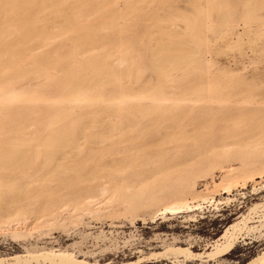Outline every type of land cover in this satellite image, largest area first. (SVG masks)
<instances>
[{"label":"rangeland","instance_id":"obj_1","mask_svg":"<svg viewBox=\"0 0 264 264\" xmlns=\"http://www.w3.org/2000/svg\"><path fill=\"white\" fill-rule=\"evenodd\" d=\"M0 151V264H248L264 0H0Z\"/></svg>","mask_w":264,"mask_h":264},{"label":"bare ground","instance_id":"obj_2","mask_svg":"<svg viewBox=\"0 0 264 264\" xmlns=\"http://www.w3.org/2000/svg\"><path fill=\"white\" fill-rule=\"evenodd\" d=\"M4 146H6V145H4ZM3 147V146H2ZM2 147H1V149H2ZM9 149L12 147H9V146H7ZM13 148V147H12ZM12 150V149H11ZM1 151H3V149L1 150ZM0 151V152H1ZM5 151H6V149H5ZM8 151V150H7ZM13 152V151H12ZM17 152V151H16ZM19 152V151H18ZM16 154V153H15ZM14 154V155H15ZM7 155V154H6ZM9 156H10V153L8 154ZM7 155V156H8ZM13 155V156H14ZM12 156V155H11ZM6 157V156H5ZM6 159L7 158H5V162H7L6 161ZM11 159V158H10ZM10 159H8V160H10ZM17 159V158H16ZM15 159V160H16ZM2 160H4L3 158H2ZM13 161V160H12ZM9 162V161H8ZM5 191V190H4ZM59 209H61V207H59L58 208V206H57V208H56V210L58 211ZM177 209V207H174V206H169V207H166L165 208V211H167V210H169V211H173V210H176ZM56 210H54V211H56ZM54 211H52L53 213H54ZM56 211V212H57ZM52 212L50 213V214H52ZM53 215V214H52ZM228 245V244H227ZM4 264V263H3ZM248 264H264V253L262 254V255H259V256H257V257H255V258H253V259H251L249 262H248Z\"/></svg>","mask_w":264,"mask_h":264}]
</instances>
